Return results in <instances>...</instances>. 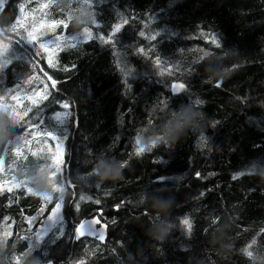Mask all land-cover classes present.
<instances>
[{
  "label": "trees",
  "instance_id": "16d2710c",
  "mask_svg": "<svg viewBox=\"0 0 264 264\" xmlns=\"http://www.w3.org/2000/svg\"><path fill=\"white\" fill-rule=\"evenodd\" d=\"M41 2L35 36L87 40L49 58L36 14L13 33ZM0 42V181L70 105L54 175L0 190V264H264V0H5ZM93 221L101 239L75 234Z\"/></svg>",
  "mask_w": 264,
  "mask_h": 264
},
{
  "label": "rangeland",
  "instance_id": "374dc122",
  "mask_svg": "<svg viewBox=\"0 0 264 264\" xmlns=\"http://www.w3.org/2000/svg\"><path fill=\"white\" fill-rule=\"evenodd\" d=\"M27 5L28 4H26L25 7H27ZM25 7L21 11V15H20L21 25L25 24L27 18H30L34 14H36L32 26L35 25L37 31L42 30L46 24L44 21V16L41 15V11L44 10V3L41 2L39 5H35L29 9H26ZM86 36L87 35L85 34V32H81L79 34L70 35V36L60 35L59 37L53 38L47 43H45L42 47H40V49L48 52L49 58H52V56L62 47L71 45L72 42H83L87 40ZM28 39L31 41V33H29ZM42 93L43 90L37 89L34 92H30L31 95L27 94L24 97L33 99L39 97L40 95H42ZM22 97L23 94H19V93L13 96V98H15L18 101L17 102L18 107L24 106V103L20 100ZM32 105L33 104L28 105L29 107L26 106V110L28 111L32 107ZM67 113H68L67 107L64 106L63 110L54 116V119L51 122L55 125V127L53 126L54 131L53 132L50 131L46 135L47 139L49 138L52 139L51 141L48 140L49 142H45V139H41V137H43L41 131L40 130L38 131L36 128H33L32 131H37L36 136L21 141V146L13 150V154L18 155L22 160V162L19 164V168L18 170H16L15 174L10 175L9 178H5L2 181H0V190L8 189L10 191L12 189V186H14L13 183H17V185H20L22 183L19 180L27 179L36 182V181H40L41 179H45L47 177H51L52 175H54L57 169L56 157L57 156L59 157L60 151L61 153L63 151V143L59 140V138L60 137L62 138L66 132L64 128L61 131H59L58 127L61 125L63 126ZM53 136H55L57 139ZM31 143H34V146L28 148L24 152L23 149H25L26 146L30 145ZM8 153L9 152L6 150L4 159L8 158L9 155ZM14 162H16L15 159ZM9 168H11V166ZM6 169L7 167L5 168V166H2V170H6ZM58 209L54 211L53 215L49 220L48 225L42 228L44 233L46 230L51 229L60 222V215ZM96 225L98 226V224L95 223L94 225L95 230H97V232L102 233L103 235V228L97 227ZM48 264H56V263L50 262Z\"/></svg>",
  "mask_w": 264,
  "mask_h": 264
},
{
  "label": "snow or ice",
  "instance_id": "6c2138e0",
  "mask_svg": "<svg viewBox=\"0 0 264 264\" xmlns=\"http://www.w3.org/2000/svg\"><path fill=\"white\" fill-rule=\"evenodd\" d=\"M0 7H3V0H0ZM24 7H25V5H24V4H21L19 8H23V9H24ZM20 24H21V21H20L19 19H16L15 22L12 23L11 26L13 27V33H16V32H17V26L20 25ZM125 26H126V24L123 25V26H121L120 29H119V31L115 33V36H114L111 40H106L105 42H106V43H109V44H110V43H115V38L117 37V35L122 31V29H123ZM47 27H48V25H47ZM61 27H62V26L57 27V29H59V28H61ZM23 28H24V27H23ZM24 31H25L26 33H31V37H33V38L31 39L32 47H36L37 40H41V42H40L39 44L46 43V42L43 41L42 38L35 36V33H36V31H37L35 25H33V26L31 27V29L24 28ZM65 31H66V30H65ZM58 34H60V33L57 32V33H54L53 35H58ZM105 36H107V35H105ZM159 36H160V32H159V31H156V32L154 33V37H153L152 42H155ZM213 39L218 40L217 37H216L215 35H214V38H213ZM10 44H11V43H9V44H4L3 42H0V57H5V54H6V53L8 52V50H9ZM49 45H50V44H49ZM49 50H50V48H49ZM141 51H142V50H141ZM35 56H36V59H39V58H40V54L37 55L36 52H35ZM5 63H6V64H9V63H11V61H10V60H6V59H4L3 62L0 63V69H3V70H4L5 67H4L3 65H4ZM47 63H48V60H47ZM31 78H33V77H31ZM49 79L55 81L54 78H53L51 75H49ZM37 93H39V92H37ZM173 94H178V93L174 92ZM45 97H46V99H45ZM42 99H44V101L49 100V99H50V92H45V93H43V95H42ZM61 103H63V102H60L59 107H61ZM37 106H38V105H37ZM67 107L69 108L70 105H68ZM32 114H33V111H32V110L29 111L28 114H27V116L24 117V120H25V121H28V120L31 118ZM32 130H33L32 127L27 128V131H29V132H31ZM46 135H47V134H46ZM53 137H55V136H53ZM55 138H56V137H55ZM56 139H57V138H56ZM60 139H61V138H60ZM48 140L51 141L52 139L49 138ZM56 160H57V163H59V157H58V156L56 157ZM77 207H78V206H77ZM101 212H102V210H101ZM93 219L99 221V220L96 219V218H93ZM85 223H88V222H85ZM97 224H98V223H97Z\"/></svg>",
  "mask_w": 264,
  "mask_h": 264
},
{
  "label": "clouds",
  "instance_id": "9594fccd",
  "mask_svg": "<svg viewBox=\"0 0 264 264\" xmlns=\"http://www.w3.org/2000/svg\"><path fill=\"white\" fill-rule=\"evenodd\" d=\"M179 120L182 121L183 123H178V124H175V125H169L168 126V131L169 133H172V132H178L180 128L182 127H187L188 125L191 124L192 122V116L185 113L183 115H181L179 117ZM153 144L155 145V141H153ZM96 170H94L95 172ZM97 175H99L102 179H108V178H113V176H118L119 174V168L116 167V168H109V169H104L103 171L101 172H98L96 173ZM163 207V206H161ZM166 231V229H161L160 232H159V235H160V238L162 239L163 238V234L164 232Z\"/></svg>",
  "mask_w": 264,
  "mask_h": 264
},
{
  "label": "water",
  "instance_id": "95a60500",
  "mask_svg": "<svg viewBox=\"0 0 264 264\" xmlns=\"http://www.w3.org/2000/svg\"><path fill=\"white\" fill-rule=\"evenodd\" d=\"M4 1L5 0H3V4H4ZM95 223L96 222L93 221V222H88V223H85V224H80L77 227L75 234L78 237L87 236V237H90V238L98 237L99 239H101L102 238V233L97 232V230H95V228H94Z\"/></svg>",
  "mask_w": 264,
  "mask_h": 264
},
{
  "label": "bare ground",
  "instance_id": "6f19581e",
  "mask_svg": "<svg viewBox=\"0 0 264 264\" xmlns=\"http://www.w3.org/2000/svg\"><path fill=\"white\" fill-rule=\"evenodd\" d=\"M83 224V223H82ZM85 224V223H84Z\"/></svg>",
  "mask_w": 264,
  "mask_h": 264
}]
</instances>
